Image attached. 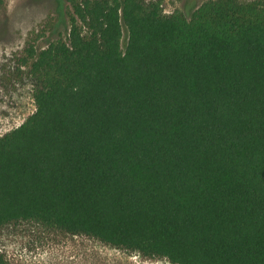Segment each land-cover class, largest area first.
I'll use <instances>...</instances> for the list:
<instances>
[{"label":"trees","instance_id":"trees-1","mask_svg":"<svg viewBox=\"0 0 264 264\" xmlns=\"http://www.w3.org/2000/svg\"><path fill=\"white\" fill-rule=\"evenodd\" d=\"M64 1L66 37L49 18L18 60L36 109L0 136V228L34 220L172 264H264V0L189 17Z\"/></svg>","mask_w":264,"mask_h":264},{"label":"rangeland","instance_id":"rangeland-1","mask_svg":"<svg viewBox=\"0 0 264 264\" xmlns=\"http://www.w3.org/2000/svg\"><path fill=\"white\" fill-rule=\"evenodd\" d=\"M160 2L166 15L180 12L189 17L208 0H151ZM247 1V0H240ZM64 0H3L0 5V136L18 127L35 109L33 87L19 69L18 60L27 35L57 18L56 32L66 37ZM57 33L40 39L46 45ZM126 41L124 33L123 42ZM0 254L8 264H172L139 252L115 248L86 235H70L34 220L0 228Z\"/></svg>","mask_w":264,"mask_h":264}]
</instances>
